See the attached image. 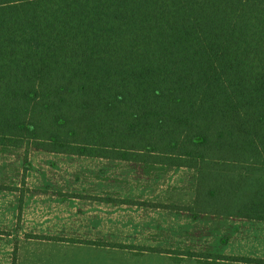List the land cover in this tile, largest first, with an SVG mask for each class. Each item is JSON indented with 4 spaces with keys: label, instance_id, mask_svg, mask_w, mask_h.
I'll list each match as a JSON object with an SVG mask.
<instances>
[{
    "label": "trees",
    "instance_id": "trees-1",
    "mask_svg": "<svg viewBox=\"0 0 264 264\" xmlns=\"http://www.w3.org/2000/svg\"><path fill=\"white\" fill-rule=\"evenodd\" d=\"M0 149L185 168L196 214L264 222V0H0Z\"/></svg>",
    "mask_w": 264,
    "mask_h": 264
},
{
    "label": "rangeland",
    "instance_id": "rangeland-1",
    "mask_svg": "<svg viewBox=\"0 0 264 264\" xmlns=\"http://www.w3.org/2000/svg\"><path fill=\"white\" fill-rule=\"evenodd\" d=\"M192 176L185 168L147 174L134 163L0 149V264H12L16 253L6 243L7 236L14 226L21 227L24 215L58 212L71 213L73 220L48 221L46 228L52 222L66 229L64 233L73 232L68 239L73 242L122 244L109 247L118 256L115 264L264 259V222L196 214ZM76 204L82 220L74 212ZM168 206L172 210L165 209Z\"/></svg>",
    "mask_w": 264,
    "mask_h": 264
},
{
    "label": "crops",
    "instance_id": "crops-1",
    "mask_svg": "<svg viewBox=\"0 0 264 264\" xmlns=\"http://www.w3.org/2000/svg\"><path fill=\"white\" fill-rule=\"evenodd\" d=\"M41 187L43 184H34ZM82 201V200H81ZM78 209V204L75 205V213L81 215ZM58 212L56 214H47L48 216L35 213L34 216L24 215L21 221V227L14 226L10 229L9 239L7 240L9 247L15 253L12 258V264H115L118 258L114 255V251L109 248H100L88 245L69 244L59 242L55 240L45 241L36 240L35 236H45L51 238H67L69 239L73 232H65L66 229H62L61 226H55L50 223V228H46L48 221H59L62 217L69 218L71 220V213L67 215ZM16 220V216H13ZM80 216L78 220H82ZM55 226V227H54ZM84 233V232H76ZM18 234L19 236H16ZM101 240V239H100ZM6 241V240H5ZM106 242L104 240H101ZM111 243V242H110ZM118 250V249H117ZM120 252V251H119Z\"/></svg>",
    "mask_w": 264,
    "mask_h": 264
}]
</instances>
